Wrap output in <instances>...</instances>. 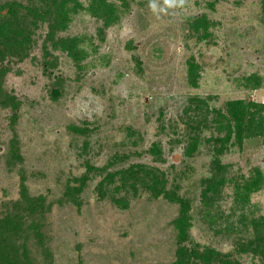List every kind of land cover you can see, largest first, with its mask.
Segmentation results:
<instances>
[{
  "label": "rangeland",
  "instance_id": "obj_1",
  "mask_svg": "<svg viewBox=\"0 0 264 264\" xmlns=\"http://www.w3.org/2000/svg\"><path fill=\"white\" fill-rule=\"evenodd\" d=\"M112 1L118 19L111 25L82 9L53 38L48 21H39L25 55L0 47V217L33 226L18 242L34 264H174L180 202L139 183L132 188L121 175L154 168L167 190L188 200L190 249L216 250L213 264L224 256L264 264L239 243L253 234L251 219L264 215V129L241 142L213 120L228 100L264 103L263 0L176 7L154 0L156 11L151 0ZM39 3L0 0V14L14 5L19 22L30 25L29 8ZM203 18L206 31L196 28ZM65 36L80 38L81 56L55 43ZM190 61L198 64L197 85ZM8 95L16 109L2 104ZM202 105L208 113L195 116ZM259 172L260 188L241 203L237 184ZM108 173L111 183H103ZM213 175L221 183L204 202Z\"/></svg>",
  "mask_w": 264,
  "mask_h": 264
},
{
  "label": "trees",
  "instance_id": "obj_2",
  "mask_svg": "<svg viewBox=\"0 0 264 264\" xmlns=\"http://www.w3.org/2000/svg\"><path fill=\"white\" fill-rule=\"evenodd\" d=\"M39 2L37 6L29 8V15L33 16V19L30 20V25L19 22V15L14 5H9L8 13L0 14V18H3L0 20V47L8 50L11 49L12 51L16 50L17 53L21 52L25 55L29 52L32 45L33 31L40 25L39 21H48L50 27L49 33L53 38L57 31L68 28L72 14L82 9H86L92 15L101 18L104 26L111 25L118 19V5L112 0H90L86 6H84L82 0H39ZM122 3H126V1L122 0ZM208 27L209 21L205 18L196 22L197 29L203 28L206 31ZM102 30L103 28H101V32ZM79 42L80 38L78 36H65L55 40V43L70 55L77 54L81 56ZM188 73L191 84L197 85L200 76L198 64L190 61L188 63ZM53 92L55 96H59L60 94L58 88H55ZM14 100L15 98L13 96L8 95L1 102L4 106L10 105L13 109H16L18 101ZM226 104V111L218 109L213 112V120L219 132L222 129H226L228 132L235 129L239 140L242 142L247 136L253 135L255 129L259 131L264 129V103L255 101L244 103L242 99H231ZM196 110L198 113L195 116L197 117H203L208 113L207 108L204 110L203 105L198 106ZM13 115L15 116L16 113L14 112ZM194 120L199 123L197 118ZM229 135H224L222 140L227 141ZM151 152L156 157L161 154V149L154 145ZM121 175L124 179H133L132 188L139 183L150 189L157 196L163 194L172 201L178 199L177 201L180 202L181 207L179 213L173 219L178 242L174 264H201V261L203 264H213V261L219 259L218 252L214 249L207 248L201 252L198 249H190L185 244V241L189 237V228L191 225L189 203L188 200L178 197L171 190L166 189L163 175H159L154 168L140 174L133 167L123 170ZM215 175L207 179L209 183L202 192L204 202H206L208 195L215 194L218 185L221 183V180H218L217 175ZM262 176L259 172L256 176L248 178L243 184H237L236 192L239 200L242 201L241 203L250 201V193L260 188V183L263 180ZM112 178L113 174L108 173L105 178L106 180L103 179L102 182L111 183ZM79 190L80 188L75 191L78 192ZM74 201L78 202L77 199ZM116 201L123 206L127 205V202L123 198H116ZM241 221H245V218ZM244 224L243 228L247 226L246 223ZM22 225L23 222L14 214L8 213L0 217V264H34V261L29 256L26 244L24 242H18V239L28 234L33 226L30 225L27 228H23ZM251 225L253 234L251 236L247 234L246 237L240 238V247L244 251H252L257 254L264 263V215L253 217L251 219ZM37 226L39 227L38 224ZM38 227H36V234L41 236L42 233ZM48 255L50 256V254ZM224 257L225 259L221 260L223 264H241L237 259H231L227 256Z\"/></svg>",
  "mask_w": 264,
  "mask_h": 264
},
{
  "label": "clouds",
  "instance_id": "obj_3",
  "mask_svg": "<svg viewBox=\"0 0 264 264\" xmlns=\"http://www.w3.org/2000/svg\"><path fill=\"white\" fill-rule=\"evenodd\" d=\"M165 4L168 7L183 6L185 4V0H165ZM150 7L153 11L157 10L154 0H151Z\"/></svg>",
  "mask_w": 264,
  "mask_h": 264
}]
</instances>
